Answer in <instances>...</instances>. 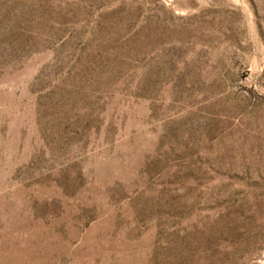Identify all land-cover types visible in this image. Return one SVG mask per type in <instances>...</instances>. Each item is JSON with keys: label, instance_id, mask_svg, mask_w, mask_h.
Returning <instances> with one entry per match:
<instances>
[{"label": "rangeland", "instance_id": "374dc122", "mask_svg": "<svg viewBox=\"0 0 264 264\" xmlns=\"http://www.w3.org/2000/svg\"><path fill=\"white\" fill-rule=\"evenodd\" d=\"M0 264H264V0H0Z\"/></svg>", "mask_w": 264, "mask_h": 264}]
</instances>
